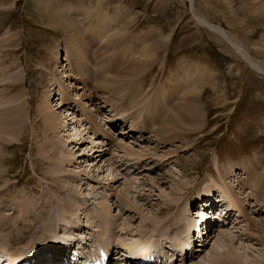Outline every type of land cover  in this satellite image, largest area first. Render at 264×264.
Here are the masks:
<instances>
[{
    "label": "rangeland",
    "instance_id": "374dc122",
    "mask_svg": "<svg viewBox=\"0 0 264 264\" xmlns=\"http://www.w3.org/2000/svg\"><path fill=\"white\" fill-rule=\"evenodd\" d=\"M74 43L86 78L76 69ZM53 71L73 101L58 112L79 114L80 103L113 143L101 148L79 125L73 140L63 126L47 132L41 109L59 98ZM138 121L135 136L119 135ZM92 143L99 158H88ZM249 170L264 175V0H0L3 264L44 240L30 255L63 237L91 247L107 221L125 251L134 243L148 247L150 238L154 248H166L197 230L184 224L198 225L200 196H222L227 186L250 217L239 225L233 217L227 232L211 231L208 246L187 264H264L256 227L264 228V201L246 179ZM236 176L238 192L230 189ZM100 211L108 219H99ZM231 231L234 241L221 245Z\"/></svg>",
    "mask_w": 264,
    "mask_h": 264
},
{
    "label": "bare ground",
    "instance_id": "6f19581e",
    "mask_svg": "<svg viewBox=\"0 0 264 264\" xmlns=\"http://www.w3.org/2000/svg\"><path fill=\"white\" fill-rule=\"evenodd\" d=\"M103 21V20H102ZM74 42V41H73ZM79 42H81V41H79ZM82 43V42H81ZM83 44V43H82ZM74 45L75 46H73V51L74 52H76V54H75V59H76V69H78V70H80V72H78L79 73V75H81V76H84L85 78H86V76H87V70H86V72H82V69H83V67H81V63L83 62V53H81V48H79L78 47V43H74ZM80 52V53H79ZM152 53V50H151V48H147V50H146V52H145V55H148L149 56V54H151ZM85 63V62H84ZM86 64V63H85ZM60 65V64H59ZM86 66V68H87V65H85ZM84 71V70H83ZM54 74V75H53ZM52 75H53V78H54V85L56 86V88H55V90L58 88L59 90L57 91L56 90V92H57V94L59 95V98L57 99V102H56V105H53L52 103H49L45 108L44 107H42V108H44V110H42L41 109V112H43L44 113V118H45V123H46V129H47V132H50V131H53V130H57L58 128L60 129V127H64V128H66V129H64L63 128V130L67 133L68 132V134H70V138L73 140V138L71 137V136H75L76 134H71V132L73 131L72 130V128L74 129L76 126L78 127V125L80 126V128L82 129V133L86 130L85 128H84V126H81V124L82 123H79V122H75V121H78V120H80V117H79V114L77 115V114H74V113H70V115L68 114V112L67 111H70V108H69V110H67V111H64V110H62V111H60V112H58V108H60V107H63L64 105H66V103H64V102H71V103H73V101H67L69 98H67V91L68 90H66L65 91V88H63V83H62V81H61V79L59 78V74H57V72H55V71H53V73H52ZM71 75H66L65 74V77H63V78H69ZM71 78V77H70ZM198 80H199V78H198ZM85 81V82H84ZM83 81V85H84V87L89 91V90H91L90 88H89V84H88V81L87 80H84ZM87 81V82H86ZM195 81V80H194ZM196 82V81H195ZM198 82V81H197ZM188 83V82H187ZM197 84V83H196ZM74 84L72 83L71 84V86L72 87H70V88H74V86H73ZM82 85V86H83ZM81 86V87H82ZM75 88H77V87H75ZM61 89H63L64 90V92H60V90ZM85 89V90H86ZM195 91V90H194ZM195 93V92H194ZM196 93H197V90H196ZM56 94V93H55ZM70 94V93H69ZM200 94V93H199ZM67 95V96H66ZM164 95V94H163ZM197 96V95H196ZM161 97H162V94H161ZM54 98V97H53ZM164 98V97H163ZM76 100H78V99H76ZM164 100H165V98H164ZM61 101V102H60ZM80 101V100H79ZM59 102V103H58ZM62 103H64V104H62ZM12 104V103H11ZM46 104V103H45ZM70 106H71V104H69ZM13 106V105H12ZM11 107V106H10ZM77 107L78 108H81V104L79 103V104H77ZM76 106H73V108L75 109V108H77ZM197 108V107H196ZM74 109H72V110H74ZM82 109V111L84 112V114H86V116H85V119L87 120V122H89L90 124H91V128L93 127V130H95V132H103V131H105V129H103V130H100L99 131V129L97 128V129H94L95 128V126L97 125V126H99L98 125V123H97V121H95L96 119H94V116H91L88 112H86V110H85V108H81ZM11 110V109H10ZM15 110H17L16 108H15ZM7 111H9L8 109H7ZM12 111V110H11ZM10 112V111H9ZM2 113V112H1ZM178 113V112H177ZM80 114H83L82 112L80 113ZM66 115V116H65ZM72 116V117H71ZM143 119H144V121H145V123H146V125H143L142 124V122H140V121H138V122H136V124H131V126L129 127V128H123V129H125V130H123V131H120V132H118L119 133V135H120V133H124V134H131L132 133V131H138V130H140L141 128H139V126H136V125H140V124H142L143 125V127H144V129L142 130V131H146V132H148L149 133V131H150V129H151V127H150V124L146 121V119L143 117V115L141 116ZM175 117V118H174ZM173 117V119L172 120H174V119H178V117L177 116H174ZM183 117V116H182ZM117 119L118 120H120V122L122 121V119H126V116H123V117H117ZM189 119V118H188ZM64 120L66 121V123L64 122ZM118 120H116V121H118ZM181 120V119H180ZM93 121L94 122H96V125L95 124H93ZM110 121V120H109ZM70 123V124H69ZM99 123H101V122H99ZM118 123V122H117ZM156 123V122H155ZM63 124H65V126L63 125ZM71 124H74V126H72ZM102 124V123H101ZM72 127H71V126ZM169 125V124H168ZM71 127V128H70ZM106 127V126H105ZM150 129H149V128ZM139 128V129H138ZM72 130V131H71ZM78 130V129H77ZM106 130H108L107 128H106ZM163 131L165 130V127L162 129ZM71 131V132H70ZM76 131V130H75ZM129 131V132H128ZM80 132H81V130H80ZM146 132H144V134L146 133ZM135 133H138V132H135ZM135 133H132V135L133 136H135ZM87 133L85 132V136H87L86 135ZM77 135H78V132H77ZM84 135V134H83ZM102 135L104 136L105 135V133L103 132L102 133ZM147 135V134H146ZM69 136V135H68ZM90 137V140L91 141H96V142H99L100 140H95L96 138L95 137H91V135L89 136ZM88 137V138H89ZM104 137H106V136H104ZM84 139H85V137H84ZM104 140V139H103ZM113 140V139H112ZM114 141V140H113ZM135 141V140H134ZM12 142V141H11ZM58 142V141H57ZM70 142H71V144L73 143V141H71L70 140ZM119 142V141H118ZM126 142V141H125ZM132 142V141H131ZM81 143H86V141L84 142V141H81ZM105 142H103V144H102V146H101V148L102 147H104L103 145H105L104 144ZM122 143H124V142H122ZM93 144V146H92V148H90V150H89V152L91 153V155H90V153L89 152H87V154L89 155L88 156V158L90 157V158H94V157H97L98 156V154H100V153H97V152H102V151H96V148H97V145L96 144H94V143H92ZM127 144V143H126ZM122 146V148H124L125 146L124 145H120L119 147H121ZM100 147V146H99ZM98 147V148H99ZM3 148V147H2ZM50 148V147H49ZM105 148H106V146H105ZM126 148V147H125ZM112 149V148H111ZM105 150V149H104ZM109 150V149H108ZM127 150V149H126ZM133 150V149H132ZM93 151V152H92ZM96 151V152H95ZM128 151V150H127ZM48 152V151H47ZM107 152V151H106ZM86 153H83L82 155H79L78 156V158L80 159V158H82V156H84ZM95 154V155H94ZM104 155V154H103ZM137 155H138V153H137ZM100 156V155H99ZM98 156V157H99ZM2 158V157H1ZM102 159V158H101ZM104 159H106V158H104ZM104 159H102L101 161H102V163H103V161H104ZM100 160V159H99ZM3 161L4 162H6L7 161V159L6 158H4L3 159ZM81 162V161H80ZM99 162V161H98ZM97 162V163H98ZM105 162V161H104ZM106 163V162H105ZM78 164H80V163H78ZM81 164H82V162H81ZM84 164V163H83ZM83 164H82V166H83ZM85 165V164H84ZM105 165V164H104ZM253 171H251V170H249L248 172H247V174H248V178H246L247 180H248V183H249V185L251 186V188L254 190V195H256L255 193L258 191V195H256V196H258V197H262L263 198V201H264V175H261V176H255L253 173H252ZM10 173H11V170L10 169H8L7 171H6V177L7 176H9L10 175ZM246 174V173H245ZM117 176V175H116ZM114 178V177H113ZM237 178H241V177H238V176H236V180L234 179V181H232V183H231V186H230V189L231 190H233V187L236 189V192H238L239 191V183H237ZM245 179V180H246ZM53 181H58V179H53ZM237 184V186H236V184ZM239 182L242 184V185H244V183H242L241 181H240V179H239ZM245 182H247V181H245ZM57 188V187H56ZM63 188L64 187H59L58 189H56V192H58V193H60V192H63L64 190H63ZM226 189V191L223 193V195L221 196L222 198H220V199H222V200H224L225 202H227L228 201V203L230 204V209H232L233 208V211L231 212V213H229V215H232V213L234 212V210H238V213H242V214H244L245 215V213H244V206H243V201L242 200H240L239 198H237V197H235V195L233 196L232 195V192L228 189V186L225 188ZM211 191V195H212V190H210ZM228 191V192H227ZM206 192H208V191H206ZM205 192V193H206ZM227 192V193H226ZM248 192H250V191H248ZM210 195V196H211ZM253 194H251V200L253 201V202H255V203H251V206H252V204H256L257 203V201L255 200V196H254ZM219 196V197H220ZM231 196H233V197H231ZM200 199H201V201L202 200H205V199H207V196L206 195H202V196H200ZM229 199V200H228ZM200 201V202H201ZM84 202V201H83ZM83 204V203H82ZM74 206V205H73ZM213 206V205H212ZM227 206H225V211L226 210H228V208H226ZM211 208V207H210ZM215 208H217V207H215V206H213L212 207V209H213V211L215 210ZM258 208H260V207H258ZM102 209V211L104 210L103 208H101ZM207 209V208H206ZM246 209H247V207H246ZM57 210V209H56ZM259 210V209H258ZM66 211V210H65ZM224 211V209H223V212H225ZM187 212H188V209H187ZM254 213H257V212H254ZM261 213V211L259 210V212H258V214H260ZM98 213H96V215H97ZM228 214V213H227ZM99 216H101V217H99V219L100 218H102V215L103 216H105L106 217V215L105 214H103V213H101V211L99 212V214H98ZM215 215H216V212H215ZM64 216V215H63ZM95 216V215H94ZM187 216H188V218H189V213H187ZM196 216H197V218L196 219H198V220H200L199 221V223L201 222L202 223V221L203 220H206V218H210L211 220H212V218L211 217H213L214 216V212H211V210L209 211V215H207V213H205V212H202V210H200L199 208H198V210L196 211ZM246 216V215H245ZM66 217V216H65ZM105 217H104V220H103V222L105 221ZM98 218V217H97ZM191 218V217H190ZM231 219H233V217H230ZM103 219V218H102ZM106 219H108L107 217H106ZM178 219V218H177ZM52 220V219H51ZM56 220H54V222H55ZM101 221V220H100ZM242 221V220H241ZM240 220H238V219H236L235 218V221L232 223V224H234L235 225V223H237V224H239L240 222H241ZM58 222V221H57ZM106 222V221H105ZM108 222V225L107 226H105V227H107V229L110 231V226H111V222L110 221H107ZM183 220H180V222H179V224L181 223L182 225H183ZM239 222V223H238ZM59 223V222H58ZM198 223V225H197V222H196V224L194 225V226H192V225H186V224H184L185 226H187V229H186V231L187 230H190L191 231V229H192V227L194 228V227H196L197 226V230L198 231H201V226H200V224ZM249 224H248V227L250 228V230L251 229H253V226H254V224H252L251 222H248ZM251 223V224H250ZM56 224V223H55ZM115 224V223H114ZM56 225H58V224H56ZM55 225V226H56ZM104 225L105 224H103V227H104ZM113 225V224H112ZM84 226V225H83ZM99 226H101L102 227V221H101V223H100V225ZM221 226L223 227V228H221ZM231 226V224H229L228 226H223V225H220L219 226V229H218V234L220 233V231H222V230H224L223 232H227V231H225V230H227L228 229V227H230ZM261 232H263V236H264V228L262 229V228H260V226H256ZM180 228V227H179ZM186 228V227H185ZM185 228H181V230L182 229H185ZM231 228V227H230ZM229 228V229H230ZM107 229H101V231H102V236H104V234H107V233H110ZM221 229V230H220ZM231 230V229H230ZM254 230V229H253ZM233 231V230H232ZM228 232V237H226V241L223 243V244H221V245H227V243H228V240H229V242H232V241H234V232ZM237 231V230H236ZM48 232H49V230H48ZM193 232V231H192ZM191 232V233H192ZM200 234V233H199ZM211 234V233H210ZM210 234H208V242L207 243H209V238H210ZM226 234V233H225ZM224 234V235H225ZM192 235L193 236H195L196 235V232H194V233H192L191 234V237L190 236H187V238H186V240L184 241V240H177V241H179L178 243L177 242H175L174 244H172V245H170V247H173L174 248V245L175 244H177V245H179V247L182 249L181 251H182V253H186V259L188 258V256L190 255L191 256V259H193V257L195 256V252H194V254H191V253H193V243H192ZM236 236V235H235ZM116 237V236H115ZM65 238V237H64ZM63 240V239H62ZM119 240V239H118ZM83 241V240H82ZM221 241V240H220ZM60 242V241H59ZM148 242V243H147ZM146 243H147V245H149L148 247L146 246V244L145 243H143V246L142 245H140V244H137V243H134V244H136V245H132L133 247H126L127 249H128V251L129 252H131L132 253V258L133 259H138L139 257H142V255H144V254H146L148 251H149V248H150V246L151 247H157V244H156V242H155V240H154V238H150V240H148ZM45 243H47V240H44L43 242H42V246L41 247H44V244ZM119 244V243H118ZM182 244V245H181ZM99 245H102V246H105V244H104V242H101V244H99ZM124 246H126V245H124ZM135 246H138V247H135ZM196 248H197V246H199L198 248H200V245L198 244H195L194 245ZM204 246H206L205 244H204ZM208 246V245H207ZM206 246V247H207ZM45 249H47V247L45 248ZM44 249V250H45ZM155 249V248H154ZM151 250V249H150ZM199 250V249H198ZM197 249L196 250H194V251H198ZM204 250V249H203ZM201 252H202V250H200ZM204 252V251H203ZM164 253H166V251H164ZM13 255H14V253H12ZM173 254V256H171ZM172 254H171V252H167V254H166V256L168 257V259H166V261H163V264H166V263H171V262H173L174 261V259H175V257H176V255L172 252ZM213 255H216V257H219L218 255H219V253H217L216 251H214L213 253H212ZM16 255H19V254H16ZM36 256V255H35ZM34 255H19V256H14L13 258L12 257H7L8 259H10V262L9 263H7V264H19L20 262H22L24 259H26V258H33V257H35ZM6 257V256H5ZM131 258V259H132ZM177 258V257H176ZM7 259V260H8ZM163 259H164V256H163ZM40 260H42V258L40 259ZM43 261H45V260H43ZM42 261V262H43ZM135 260H133V262H134ZM187 261V260H186ZM41 262V263H42ZM38 263V262H37ZM58 262L57 261H53V262H51V264H57ZM176 263H177V261H176ZM175 263V264H176ZM180 264H187V262L185 263V262H179Z\"/></svg>",
    "mask_w": 264,
    "mask_h": 264
}]
</instances>
